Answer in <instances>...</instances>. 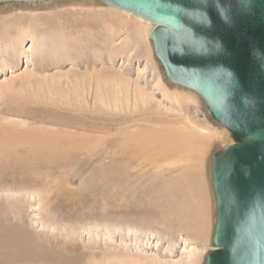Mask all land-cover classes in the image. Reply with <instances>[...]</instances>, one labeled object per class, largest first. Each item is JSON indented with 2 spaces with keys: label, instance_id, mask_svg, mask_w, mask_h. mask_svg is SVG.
<instances>
[{
  "label": "rangeland",
  "instance_id": "obj_1",
  "mask_svg": "<svg viewBox=\"0 0 264 264\" xmlns=\"http://www.w3.org/2000/svg\"><path fill=\"white\" fill-rule=\"evenodd\" d=\"M141 19L96 0L0 4V264H204L213 250L210 161L232 140L164 78ZM166 132L180 140L163 147Z\"/></svg>",
  "mask_w": 264,
  "mask_h": 264
},
{
  "label": "water",
  "instance_id": "obj_2",
  "mask_svg": "<svg viewBox=\"0 0 264 264\" xmlns=\"http://www.w3.org/2000/svg\"><path fill=\"white\" fill-rule=\"evenodd\" d=\"M42 1L54 0L0 4ZM96 1L155 26L164 78L195 92L232 140L210 161L215 216L204 264H264V0Z\"/></svg>",
  "mask_w": 264,
  "mask_h": 264
},
{
  "label": "bare ground",
  "instance_id": "obj_3",
  "mask_svg": "<svg viewBox=\"0 0 264 264\" xmlns=\"http://www.w3.org/2000/svg\"><path fill=\"white\" fill-rule=\"evenodd\" d=\"M115 9V8H114ZM124 12V11H123ZM138 18H140V17H138ZM142 20V19H141ZM89 22V21H88ZM84 23V22H83ZM85 24V23H84ZM124 25V24H123ZM110 27V26H109ZM145 28V27H144ZM131 29V28H130ZM142 29V28H141ZM131 31V30H130ZM107 32V31H106ZM144 32V31H143ZM140 35V34H139ZM66 36V35H65ZM67 37V36H66ZM150 37V36H149ZM142 38V37H141ZM145 60V59H144ZM149 61V60H148ZM94 74V73H93ZM93 74H92V76H93ZM178 119V118H177ZM164 120V119H163ZM162 121V120H161ZM179 121V120H178ZM175 124V123H174ZM167 125V124H166ZM152 128H153V126H152ZM162 130L163 129H169V130H171L172 128L171 127H160ZM159 129V128H158ZM173 129H176V128H173ZM200 129V128H199ZM168 131V130H167ZM197 131V130H196ZM199 131V130H198ZM177 132V131H176ZM199 132H202V134L204 133V134H207V131H205V130H203V129H201ZM163 133V132H162ZM173 133V132H172ZM175 133V132H174ZM199 134V133H198ZM155 135V134H154ZM160 136H161V133L159 134ZM201 135V134H200ZM202 136V135H201ZM158 137V136H157ZM180 137V136H179ZM203 137V136H202ZM201 137V138H202ZM220 137V136H219ZM218 137V138H219ZM213 137H211V136H206V137H203V139L206 141V143L207 142H209L211 139H212ZM217 138V137H216ZM161 139V138H160ZM176 139H178V138H176V137H174V136H172V138L170 139V137H169V133L168 132H166L165 133V135H164V137L161 139V143H162V146H163V143H165V147H168V144H172V143H168L167 144V141H174V142H176L177 143V141H176ZM146 140V139H145ZM180 139H178V141H179ZM198 140V139H197ZM203 140V141H204ZM215 140V139H214ZM169 141V142H170ZM157 142H158V140H157ZM176 143H173V144H176ZM185 142H179V146H181L180 144H184ZM153 144V143H152ZM158 144V143H157ZM208 144V143H207ZM177 145V144H176ZM202 145V144H201ZM204 145H205V142H204ZM161 146V147H162ZM169 146H171L172 147V145H169ZM179 146H177L178 148H179ZM146 147V146H145ZM164 147V146H163ZM183 147V146H182ZM172 149V148H171ZM180 149H182V148H180ZM2 152V151H1ZM165 152H167V150L166 149H163V154H165ZM178 154V153H177ZM157 158V157H156ZM142 164V163H141ZM143 169H145V168H143ZM187 169V168H186ZM156 172V171H155ZM188 172V171H187ZM152 178V177H151ZM119 181V180H118ZM143 181V180H142ZM189 183V182H188ZM186 186V185H185ZM3 229V228H2ZM5 234V233H4ZM1 236V235H0ZM148 239H149V236H148ZM158 239V238H157ZM180 243H178V244H182L183 243V250L182 251H184V252H186L187 251V249L186 248H189L190 246H191V242L189 241V239H185V238H180ZM1 243V242H0ZM5 243V242H4ZM3 243V244H4ZM13 243V242H12ZM156 249L161 245L160 244V242H159V240H156ZM6 244H7V242H6ZM174 244V243H173ZM174 245H176V244H174ZM1 246H3V245H1ZM14 246V245H13ZM5 247V246H4ZM167 248L168 247H171V245L169 246V244L166 246ZM3 248V247H2ZM21 248V247H20ZM54 248V247H53ZM4 249V248H3ZM21 250H22V248H21ZM21 252V251H20ZM19 252V253H20ZM22 253V252H21ZM48 254V253H47ZM52 253H50L49 255H51ZM21 255V254H20ZM53 255H55V254H53ZM8 256V255H7ZM11 257V256H10ZM9 257V258H10ZM52 257V256H51ZM16 258V257H15ZM15 258H12V259H15ZM18 258V257H17ZM21 258V257H20ZM19 259V258H18ZM189 260V259H188ZM48 261V260H47ZM14 262H15V260H14ZM44 262V261H43ZM7 262H5V264H6ZM19 263V262H18ZM195 263V262H194ZM13 264V263H12Z\"/></svg>",
  "mask_w": 264,
  "mask_h": 264
},
{
  "label": "crops",
  "instance_id": "obj_4",
  "mask_svg": "<svg viewBox=\"0 0 264 264\" xmlns=\"http://www.w3.org/2000/svg\"><path fill=\"white\" fill-rule=\"evenodd\" d=\"M192 229H193L192 227H189V228H188V231H189V232H193Z\"/></svg>",
  "mask_w": 264,
  "mask_h": 264
}]
</instances>
